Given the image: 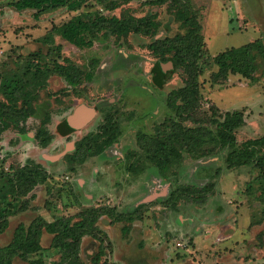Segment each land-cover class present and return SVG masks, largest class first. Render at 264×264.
Instances as JSON below:
<instances>
[{"label":"rangeland","instance_id":"374dc122","mask_svg":"<svg viewBox=\"0 0 264 264\" xmlns=\"http://www.w3.org/2000/svg\"><path fill=\"white\" fill-rule=\"evenodd\" d=\"M13 1L0 0V82L6 73L22 71L32 59L50 66L54 60L65 59L83 71H92L93 77L74 86L61 76L50 75L35 102L36 114L25 122L26 132H2L0 175L2 171L12 173L28 160L41 164L49 175L34 188V197L31 193L17 196L23 208L8 218L0 245L11 240L19 223L28 225L38 216L51 221L62 215L75 217L89 207L129 212L141 205V218L132 222H113L111 217L101 216L96 228L102 241L89 235L82 238V264H92L100 244L103 254L98 264H264V181L256 168H227L228 149L219 147L197 157L184 153L163 176L138 145V135L152 134L156 127L168 124V118H179L166 98L170 90L184 85L172 62L149 50L153 37H100L89 48H78L57 34L53 43L39 40L53 25L75 14L120 15L123 11L136 16L155 14L160 23L155 37L173 36L181 29L168 8L169 0L162 4H154V0H89L77 11L62 7L37 18L34 10L12 7ZM190 1L202 25L201 97L199 105L184 114L183 123L213 128L209 107L213 103L220 115L243 110L245 123L235 132L238 143L264 135V59L259 60L255 79L238 74H228L219 82L210 79L217 53L254 39L264 42V0ZM79 106L93 111L91 119L81 125L77 119L69 121ZM110 109L117 110V141L81 163L68 162L74 141L95 132ZM47 110V128L53 137L42 147L33 136ZM130 163L137 171L128 170ZM208 184L210 190L197 197ZM177 188H185V196L175 206L167 205L170 191ZM4 193L8 191L0 176V195ZM51 238L44 231L43 249L32 256L41 257V264H55L60 259L50 246ZM14 263L26 264L19 258Z\"/></svg>","mask_w":264,"mask_h":264},{"label":"trees","instance_id":"16d2710c","mask_svg":"<svg viewBox=\"0 0 264 264\" xmlns=\"http://www.w3.org/2000/svg\"><path fill=\"white\" fill-rule=\"evenodd\" d=\"M89 0H15L10 3L17 10H34V17L41 13L65 7L77 11ZM166 0H154V4H162ZM168 8L174 18L179 21L181 32L173 36L155 37L159 32L160 23L155 14L136 16L132 12L123 11L120 15L100 14L91 16L75 14L60 25H53L39 40L42 43H53L54 35L78 48L92 47L100 37H126L129 34L151 36L153 40L148 44L151 53L161 60H170L173 68L178 71L184 85L172 89L167 93V104L179 117L168 118V124L155 128L154 133L138 135L137 142L145 158L155 163L161 175L166 170L181 161L184 153L196 157L212 152L215 148H227L225 162L227 168L252 165L259 171V177L264 181V135L249 138L240 143L236 139V130L245 123L243 110H227L222 115L217 113V107L210 103V126H186L183 116L199 105L201 97L198 77L201 73L199 61L202 59V25L191 5L190 0H169ZM35 56V54H32ZM264 59V42L254 39L239 46H232L220 51L213 57L216 70L210 75L212 82H219L227 78L228 74H238L247 79H255L259 67V60ZM27 65L22 71H11L3 76L0 82L3 99H0V136L2 132L13 129L25 133L26 120L35 115L39 91L50 75L61 76L69 85H78L83 79L91 80L93 72L83 71L78 65L70 61L49 64ZM39 62V61H37ZM5 75V74H4ZM116 109H110L103 115V121L95 132H89L79 140L74 141L73 150L68 153L70 163H81L88 157L103 153V151L117 141L120 133ZM50 122V112L44 113L40 125L34 132L33 138L42 147L52 139V133L47 128ZM64 130L62 124L59 125ZM65 133V131H61ZM129 171H137L134 165H128ZM48 171L41 164L27 161L17 167L12 173L3 172L1 177L5 181L8 194L0 195V235L8 227V218L23 208L19 205L17 196L34 197L32 191L38 184L48 178ZM211 188V184L202 187L197 197L203 196ZM185 196L184 189L170 191L165 203L175 206L180 197ZM141 205L132 211L119 212L107 207H89L80 211L75 217L59 216L47 221L42 217H35L28 225L19 223L13 230L11 240L0 245V264H15L19 258L26 264H41V257H32L43 247L41 237L44 231L52 235L50 246L59 252L60 259L55 264H82L79 255L81 240L89 235L99 242L97 221L103 215L111 217V221L126 220L132 222L141 218ZM103 254V247H98L96 255L91 258L92 264H98Z\"/></svg>","mask_w":264,"mask_h":264},{"label":"water","instance_id":"95a60500","mask_svg":"<svg viewBox=\"0 0 264 264\" xmlns=\"http://www.w3.org/2000/svg\"><path fill=\"white\" fill-rule=\"evenodd\" d=\"M93 115V111L86 107V106H79L77 107L74 115L69 119V121H73V119H77V123L79 125L84 124L85 122L89 121Z\"/></svg>","mask_w":264,"mask_h":264}]
</instances>
